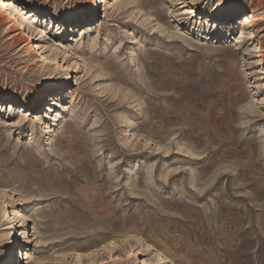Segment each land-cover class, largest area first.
Here are the masks:
<instances>
[{"label":"rangeland","instance_id":"rangeland-1","mask_svg":"<svg viewBox=\"0 0 264 264\" xmlns=\"http://www.w3.org/2000/svg\"><path fill=\"white\" fill-rule=\"evenodd\" d=\"M0 1V264H264V0Z\"/></svg>","mask_w":264,"mask_h":264},{"label":"bare ground","instance_id":"bare-ground-1","mask_svg":"<svg viewBox=\"0 0 264 264\" xmlns=\"http://www.w3.org/2000/svg\"><path fill=\"white\" fill-rule=\"evenodd\" d=\"M93 1H95L96 2V0H90L89 1V3H92ZM52 2V0H45V6L47 7V6H50V3ZM0 3H2L1 1H0ZM35 4V0H27V2H26V5L28 6V7H32L33 5ZM258 10H256V9H252L251 10V12H250V17L249 18H247L246 17V19H245V21H247V23H249L250 24V26H257L259 29L257 30V32L258 33H260V32H263V35H262V37H264V24H261V25H259L258 23H259V21H260V18L261 17H259L258 16V14L256 13ZM225 14V13H224ZM85 19H86V17H85ZM4 20V19H3ZM11 20H13V22H12V24L11 25H9L8 26V30L10 31V32H13V31H16V34L14 35L13 34V43L15 44V43H20V41H22V40H24L25 42H26V44L29 46V48L30 49H33V47H32V41L34 40V38H33V35L32 34H29V35H27L26 36V34L24 33V28H23V24L20 22V21H18L17 19H16V17L14 16V15H12V19ZM4 24H6V23H4V21H2L1 19H0V28L4 25ZM7 26V25H6ZM13 45V44H12ZM16 45V44H15ZM258 45L261 47V48H263V51H264V38L263 39H260L259 41H258ZM29 49V50H30ZM31 51V50H30ZM262 51V52H263ZM260 56H262V58L264 59V52L263 53H261L260 54ZM14 93L16 92V90H14L13 91ZM32 92H34V94H35V98H37V100H39L38 98H42L43 97V99L46 97V90H44V91H41V90H34V91H32ZM0 100H1V97H0ZM8 100L6 99H3V101H0V104L2 105V106H8L10 109H11V104L10 103H8L7 102ZM7 102V104H5ZM74 178L75 179H79L78 177H77V175H75L74 176ZM15 214V213H14ZM25 217V216H24ZM15 222V221H14ZM17 224H15V226H16ZM15 235H19L18 234V232H16L15 233ZM9 251L11 252V255H9V262L11 263L12 262V258H13V254H14V251H15V248H14V244H12L11 245V247H10V249H9ZM21 258H28V257H23V255H21L20 256ZM158 259L160 260V261H165V258H164V256H163V254H158ZM166 264V263H165Z\"/></svg>","mask_w":264,"mask_h":264}]
</instances>
